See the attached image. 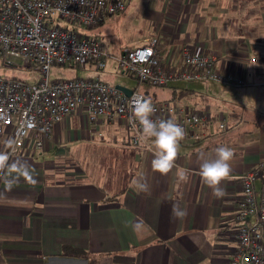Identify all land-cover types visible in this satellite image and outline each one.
<instances>
[{
	"label": "crops",
	"instance_id": "crops-1",
	"mask_svg": "<svg viewBox=\"0 0 264 264\" xmlns=\"http://www.w3.org/2000/svg\"><path fill=\"white\" fill-rule=\"evenodd\" d=\"M124 9L91 34L113 57L155 36L164 67L184 46L212 52L217 68L249 83L239 89L218 82L225 89L203 91L173 85L169 94L158 92L209 117L198 139L181 142L168 175L153 170L151 141L130 145L122 119L90 123L83 107L62 117L41 148L28 136L10 163H26L35 183L20 178L9 188L7 171L0 173V264H226L237 246L238 175L264 162V0H127ZM134 9L147 20L145 28L136 30L132 22L111 27ZM151 90L138 91L156 101ZM220 121L225 127L218 129ZM8 141L6 130L0 151H7ZM219 146L235 155L222 183L226 195L217 199L201 179L200 164ZM180 170L189 173L186 184L178 181ZM141 176L148 193L133 187ZM263 179L264 169L255 190ZM174 205L187 209L184 219L173 218Z\"/></svg>",
	"mask_w": 264,
	"mask_h": 264
},
{
	"label": "built area",
	"instance_id": "built-area-1",
	"mask_svg": "<svg viewBox=\"0 0 264 264\" xmlns=\"http://www.w3.org/2000/svg\"><path fill=\"white\" fill-rule=\"evenodd\" d=\"M126 0H0V62L13 65H34L39 78L27 82L14 76H0V135L9 131L17 152L28 136L35 137L34 147H42L50 139L53 127L75 109L84 108L90 123L122 119L128 142H144L138 121H134V98L147 99L137 89L128 96L97 76L49 78L52 65L105 68L107 58L115 60L116 69L132 76L139 84L166 86L170 80H213L226 86L243 87L245 77L216 67L212 52L188 51L179 47L177 60L164 67L158 57L157 37H144L138 45L120 49L113 57L99 37L77 32L69 22L82 27L102 24L109 15L125 10ZM61 21L66 22L61 24ZM264 90V81L260 83ZM154 120L173 119L181 124L185 139L196 140L209 120L197 108L179 105L173 100L152 101ZM218 129L225 127L220 121ZM7 151H10L7 146ZM264 162L260 160L238 175L241 195L236 200L234 216L238 221L233 249L226 264H264V179L259 191L254 189Z\"/></svg>",
	"mask_w": 264,
	"mask_h": 264
},
{
	"label": "clouds",
	"instance_id": "clouds-1",
	"mask_svg": "<svg viewBox=\"0 0 264 264\" xmlns=\"http://www.w3.org/2000/svg\"><path fill=\"white\" fill-rule=\"evenodd\" d=\"M155 107L150 99L134 98L133 116L134 121H138L142 132V139L145 142L151 141L147 150L153 152L151 166L154 171L161 175H168L176 168V161L181 148V142L185 139L187 133L184 127L173 119L154 120L152 115ZM10 151H0V173L7 171L5 183L9 188L18 179L23 178L26 181L35 183L29 166L21 161L10 163L11 151L15 150L14 142L8 141ZM234 151L228 146H219L215 149L214 158H203L200 164V176L203 183L212 190V195L219 199L226 195L222 183L227 181L232 172L231 162L234 159ZM180 183L186 184L189 180L187 170H180L177 173ZM137 192L148 193L150 186L143 179L138 177L133 183ZM187 209L174 205L172 216L175 219L182 220L187 216Z\"/></svg>",
	"mask_w": 264,
	"mask_h": 264
},
{
	"label": "rangeland",
	"instance_id": "rangeland-1",
	"mask_svg": "<svg viewBox=\"0 0 264 264\" xmlns=\"http://www.w3.org/2000/svg\"><path fill=\"white\" fill-rule=\"evenodd\" d=\"M137 4H140L141 0H132ZM127 2V0H126ZM139 10L134 9V12L128 14L127 17L125 18H118L115 20V22H111V27H116V25L121 24H126V23H133V26L136 27V30H141L145 28V24L147 20L144 19V15L139 13ZM123 13V12H122ZM117 15L113 16L115 19ZM129 20V21H128ZM61 24H65L66 22L61 21ZM71 26H74V29L79 32L83 31L87 36H91L93 32H97V30L101 29L102 25L101 24H96L92 25L91 27H82L80 24H74L73 22L68 23ZM119 33V31H118ZM129 42V41H128ZM131 43L136 44L135 39L130 40ZM115 52V51H114ZM113 52V53H114ZM117 54V52H116ZM109 59V58H108ZM12 62L14 63L13 65H7L3 64L0 62V76L6 77V76H14V78H21L26 80L27 82L35 81L37 78H39V72L36 66L30 65L29 67L26 66V64L21 65L20 61L17 59H13ZM110 60H107L105 68L100 69V68H95L94 66H88V64H85L84 66H75V65H68L66 67H63L62 65H52L49 67L48 74L49 78L51 79H56V78H63V79H68L70 77L76 76V77H92L93 75H97L99 78H105L102 79L103 81H107L110 83H113L114 85H126V87H133L138 84V90H142L144 88H151L153 92H157V97L158 99H161L163 96L159 95L158 92L161 91L163 94H169L171 90V86L176 85L177 87L181 86H187L188 88L195 89V90H200L203 91L205 90V86L207 87H212L213 89H225V86L217 83H213L212 80L206 79V80H200V79H193L191 81L188 80H170L168 83V86H156L153 87L151 84L148 83H142L139 84L137 83L136 79L134 77L127 76L125 73H122L121 71L118 70L115 71L113 66H110ZM112 68V70H111ZM263 89V88H262ZM157 99V100H158ZM156 100V101H157ZM173 102L176 104L178 103L176 99H173Z\"/></svg>",
	"mask_w": 264,
	"mask_h": 264
},
{
	"label": "water",
	"instance_id": "water-1",
	"mask_svg": "<svg viewBox=\"0 0 264 264\" xmlns=\"http://www.w3.org/2000/svg\"><path fill=\"white\" fill-rule=\"evenodd\" d=\"M117 87V89L121 90L124 94H126V96H128L131 92L130 89H127L125 86L121 85V84H118V85H115Z\"/></svg>",
	"mask_w": 264,
	"mask_h": 264
},
{
	"label": "trees",
	"instance_id": "trees-1",
	"mask_svg": "<svg viewBox=\"0 0 264 264\" xmlns=\"http://www.w3.org/2000/svg\"><path fill=\"white\" fill-rule=\"evenodd\" d=\"M29 67V66H28ZM138 83V82H137ZM153 87H156V86H153ZM244 87V86H243ZM243 87H240L241 89L243 88ZM239 88V89H240ZM143 94V93H142ZM143 95H145V94H143ZM146 96V98L147 99H150L151 100V98L148 96V95H145ZM158 100H164V101H169V100H173V97H169L168 99H158ZM151 101H154V100H151ZM202 112V111H201Z\"/></svg>",
	"mask_w": 264,
	"mask_h": 264
}]
</instances>
